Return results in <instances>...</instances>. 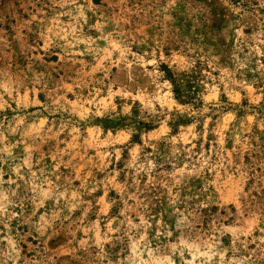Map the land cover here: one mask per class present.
Wrapping results in <instances>:
<instances>
[{
    "label": "clouds",
    "instance_id": "1",
    "mask_svg": "<svg viewBox=\"0 0 264 264\" xmlns=\"http://www.w3.org/2000/svg\"><path fill=\"white\" fill-rule=\"evenodd\" d=\"M261 59L264 0H0V264H264V117L184 103Z\"/></svg>",
    "mask_w": 264,
    "mask_h": 264
},
{
    "label": "rangeland",
    "instance_id": "2",
    "mask_svg": "<svg viewBox=\"0 0 264 264\" xmlns=\"http://www.w3.org/2000/svg\"><path fill=\"white\" fill-rule=\"evenodd\" d=\"M233 43H235L233 41ZM261 63H264V59H261ZM256 65L253 63L251 65L250 71H247L244 76L246 87L243 91H240L238 88H231L226 80L222 83L217 82V77L223 76L227 77L229 75L227 68L212 69L208 66H203L200 70V74L197 77H193L194 83L189 84L188 94L184 97V103L189 105L192 108H203L205 102L209 105L214 104L215 102H221L224 105L221 108L220 115L219 113L213 114L208 113V118H201V123L196 125V130L201 132L202 142L206 148L212 147L213 138L216 139L217 143H222L220 128L227 129L236 121H240L243 125V121L247 120L249 124H253L256 116L264 117V79L260 78V73L255 71ZM207 76V79L204 77ZM200 80H203V83H200ZM255 80L256 83H248V81ZM200 93H203V97L200 96ZM236 97V103L243 105V108H238L235 112L232 110V106L228 105L226 102L229 101L231 96ZM36 98L40 99L43 103L44 97L42 95L37 96ZM69 98H72L71 95ZM251 105L252 109L256 112V116H253L252 111L248 110V106ZM215 121H219V124H214ZM193 123V118L188 116H183L178 118L176 121L175 127L172 130L173 140L178 135H182L180 132L181 127L191 128ZM150 127V126H149ZM213 127H216V131H210ZM257 127H260L257 125ZM255 131L256 129H250ZM150 131H155L151 129ZM105 134L111 135L110 130H103L99 133V136L103 138ZM183 135H186L184 133ZM51 146V142L47 147ZM64 145L61 144V147ZM47 147L45 151H47ZM151 151V149H148ZM93 154L95 150H92ZM50 162V158L49 161ZM111 166V165H110ZM7 179V177H5ZM79 183V181H76ZM115 191V190H113ZM100 195H103L101 192ZM112 195V193H110Z\"/></svg>",
    "mask_w": 264,
    "mask_h": 264
}]
</instances>
